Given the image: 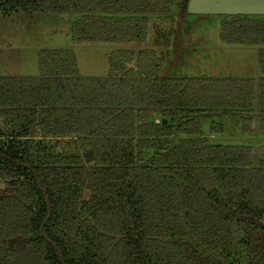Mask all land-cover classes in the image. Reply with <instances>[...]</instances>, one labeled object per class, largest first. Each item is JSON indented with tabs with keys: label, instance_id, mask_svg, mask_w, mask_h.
Returning <instances> with one entry per match:
<instances>
[{
	"label": "trees",
	"instance_id": "trees-1",
	"mask_svg": "<svg viewBox=\"0 0 264 264\" xmlns=\"http://www.w3.org/2000/svg\"><path fill=\"white\" fill-rule=\"evenodd\" d=\"M188 1L0 0L4 14H76L74 43L114 46L106 76L81 75L70 47L41 49L36 76H0V264H264L239 251L264 220V141L218 142L223 123L203 122L244 114L241 135L254 117L264 133V16H222L219 31L261 47L259 85L163 76L136 45Z\"/></svg>",
	"mask_w": 264,
	"mask_h": 264
},
{
	"label": "rangeland",
	"instance_id": "rangeland-1",
	"mask_svg": "<svg viewBox=\"0 0 264 264\" xmlns=\"http://www.w3.org/2000/svg\"><path fill=\"white\" fill-rule=\"evenodd\" d=\"M78 15H49L39 13L0 12V76H36L39 74L38 53L41 49L67 47L72 44L71 27ZM230 18L220 15H179L177 10L169 15L151 16L149 34L145 44L137 49L154 48L162 58L163 76L202 77L220 69L228 56L218 52L220 26ZM100 46V45H99ZM76 48L79 72L83 76L102 77L108 74V56L114 46ZM260 47V46H259ZM261 48V47H260ZM233 58V57H229ZM231 60V70L226 73H240V68L250 66L248 56L237 55ZM225 68V67H224ZM240 70V71H239ZM235 116L216 115L204 119V130L208 131L210 120L224 123L225 132L216 134L215 141H229L237 135ZM238 136V135H237ZM236 136V137H237ZM67 140L59 139L57 146L63 149ZM4 189L0 181V192ZM259 230H248L249 244L241 246L243 260L264 261V220ZM249 254V255H247Z\"/></svg>",
	"mask_w": 264,
	"mask_h": 264
},
{
	"label": "crops",
	"instance_id": "crops-1",
	"mask_svg": "<svg viewBox=\"0 0 264 264\" xmlns=\"http://www.w3.org/2000/svg\"><path fill=\"white\" fill-rule=\"evenodd\" d=\"M217 43L219 44V47L217 49L219 53H221L220 55L221 56H228V59L225 60L224 62L221 63V67L220 69L216 70L211 74V73H207L206 75L202 76V77H212V78H245V79H249V78H252V79H255L257 85H259V82L262 78V75H261V71H260V67H259V62H258V54H259V51H260V47L259 46H249V45H227V44H224L220 41L219 37L218 39L216 40ZM100 45V46H99ZM102 45H105L106 47H109V49H111V46L112 45H109V44H81V43H74L72 41V44L71 45H67V47H70L72 48L75 53H76V48L77 47H80V46H84V47H103ZM237 55H241V56H248L249 59H250V66L249 65H246V67H238V69H240V73H235V74H232V73H226V69H229L231 70L233 66V63L232 61L235 60V56ZM229 57H233V58H230ZM109 58V56H108ZM232 60V61H231ZM225 67V68H224ZM236 68V67H234ZM237 69V68H236ZM223 71H226V72H223ZM224 116H227V115H233L235 116V123L236 124V129L235 131L237 132V138H255V135H256V138L260 139V140H263L264 141V133L258 131V126L261 124V120L257 117H254V119L252 120L253 122V125L257 128L255 130V132H252V133H249V134H242L241 135V132L239 130V118L242 117L244 114H233V113H227V114H222ZM222 123V122H221ZM224 125V123H223ZM224 132H225V128H224ZM259 132V133H258ZM236 136L232 137V140L236 138ZM215 138V136H213Z\"/></svg>",
	"mask_w": 264,
	"mask_h": 264
},
{
	"label": "water",
	"instance_id": "water-1",
	"mask_svg": "<svg viewBox=\"0 0 264 264\" xmlns=\"http://www.w3.org/2000/svg\"><path fill=\"white\" fill-rule=\"evenodd\" d=\"M187 13L193 15L264 16V0H189Z\"/></svg>",
	"mask_w": 264,
	"mask_h": 264
}]
</instances>
